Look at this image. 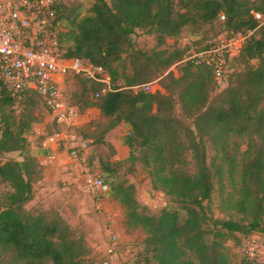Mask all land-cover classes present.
I'll list each match as a JSON object with an SVG mask.
<instances>
[{"label": "trees", "instance_id": "obj_1", "mask_svg": "<svg viewBox=\"0 0 264 264\" xmlns=\"http://www.w3.org/2000/svg\"><path fill=\"white\" fill-rule=\"evenodd\" d=\"M71 2L58 11L64 54L103 65L114 89L97 96L104 83L76 75L78 99L69 102L81 113L95 106L108 117L95 122L90 136L111 146L99 164L127 225L144 231V264H263L244 253L234 259L226 241L236 232L264 234V25L230 58L222 88L211 66L183 61L186 49L162 46L185 26L195 31L217 19L225 34L253 28L258 20L252 10L264 12V0H93L85 12ZM138 29L153 34L156 45L135 47L132 34ZM155 78L164 90L132 87ZM36 98L45 106L33 90L18 99L3 87L0 264H95L85 237L61 212L28 207L43 178V164L27 136L38 121ZM122 122L130 125L123 137L129 155L112 160L116 150L105 136ZM239 137L247 138L242 153ZM93 159L88 153L89 162ZM126 160L140 161L153 186L169 196L160 212L147 211L136 183L116 179V165ZM217 190L228 212L224 217L212 208Z\"/></svg>", "mask_w": 264, "mask_h": 264}, {"label": "built area", "instance_id": "obj_2", "mask_svg": "<svg viewBox=\"0 0 264 264\" xmlns=\"http://www.w3.org/2000/svg\"><path fill=\"white\" fill-rule=\"evenodd\" d=\"M65 1L0 0V130L3 125L1 98L4 86L18 99L26 90L40 94L52 120L63 125L57 133L59 142L76 158L78 175L84 178L87 189L93 195L95 208L104 214L107 212L104 199L110 185L100 171L92 172L88 169L90 139L77 129L81 113L67 100L65 88L68 79L76 75L103 82L97 96L113 90L114 84L103 65L64 54L60 39L64 25L58 19V11L60 4ZM252 13L258 20L255 27L223 34L209 47L193 51L183 61L192 59L195 63L211 66L218 87H224L228 81L227 66L230 58L264 25V12L252 10ZM157 81L132 87L154 89ZM118 84L123 82L119 81ZM81 165L83 168L80 169ZM112 218L109 214L105 218L109 242L101 264H118L124 244L123 237L111 227ZM243 253L264 263V234L254 232L246 236Z\"/></svg>", "mask_w": 264, "mask_h": 264}, {"label": "rangeland", "instance_id": "obj_3", "mask_svg": "<svg viewBox=\"0 0 264 264\" xmlns=\"http://www.w3.org/2000/svg\"><path fill=\"white\" fill-rule=\"evenodd\" d=\"M72 1V5L81 4L83 12L87 11L93 0H70ZM193 26H185L182 32L177 36H169L167 37L166 43L162 46L166 49H174L175 47L186 49L185 57L191 54L193 51H197L202 45L209 43L218 39L221 35L227 33L222 32L225 31L224 25L221 23L220 19L215 20L213 23H205L201 25L199 30H193ZM132 40L135 47H140L143 49H151L156 45V37L153 34L147 33L142 29H138L135 33L132 34ZM184 57V58H185ZM177 63H174L171 67L175 70L177 69ZM158 81L154 83V89L160 88L164 90L160 86L159 78H155L154 80ZM80 86L79 77H70L67 82V86L65 88V96L67 100L74 102L75 99H78L77 89ZM79 91V90H78ZM37 97V96H36ZM37 99V98H36ZM80 101V100H79ZM37 113H38V121L43 122V125H48L46 130L48 132H52L56 127V123L51 119L49 115V111L43 105L40 99H37ZM87 111V110H86ZM86 111L82 113H86ZM81 113V112H80ZM81 113V114H82ZM81 119V118H80ZM100 119V117H99ZM83 120V119H82ZM90 121H83L81 125H93ZM85 137L90 138L89 130L86 128H82L81 126L77 128ZM31 136L29 143L31 146V150L34 152L35 150L40 149L41 136ZM121 134V133H119ZM124 134V133H123ZM124 137V135H123ZM239 141H241L240 152L242 153L247 146V138L239 137ZM109 142V141H108ZM110 143V142H109ZM35 144V148L32 146ZM37 146H39L37 148ZM113 147V145H112ZM114 148V147H113ZM115 149V148H114ZM208 152L210 157L214 155V150L212 148L211 143H208ZM111 146L108 144H97L93 142L91 139V143H89V155L94 153V159L92 162H88V169L90 171H100L104 178L107 179L108 174L104 173L101 170L98 158L100 156H108L111 154ZM241 155V154H240ZM7 156H14L21 158L19 152H11L8 153ZM112 158V157H111ZM190 158V155H189ZM114 160V159H112ZM89 161V160H88ZM192 164V163H191ZM117 177L116 179L126 178L130 181H133L137 185L138 196L143 204L146 205L147 211L149 213H158L160 210L169 204V196L165 191L159 188H155L152 184L151 176L146 167L142 165V163L138 160L132 162L127 161L123 165H116ZM241 167V165L239 166ZM83 168L82 165L80 169ZM84 172V171H83ZM84 178L78 175V178L74 180V183L77 185L76 189H78V198L77 205L83 208L81 214H77L76 212L70 213L69 209H67V213L69 218L65 217L69 223L76 229L79 234H82L87 244L91 247V252L89 254L90 259L95 264H101L103 255L105 253V249L108 246V237L109 231L107 230V221L106 216L111 215L113 218L110 220L111 227L116 232H118L122 237H127L124 239V244L122 246V251L119 254L118 264H137V262H143V243L142 239L144 237V231L140 228H135L127 225L125 221V213L123 210V206L119 203L118 200L113 198L111 194H107L104 199V204L107 212L102 213L95 209V204L92 203L90 195V191L87 189ZM4 185L0 183V191L4 189ZM67 191V190H66ZM66 197H73L71 190H68ZM93 196V195H92ZM220 196L218 190L214 193L212 208L215 216L224 217L228 215V212L222 210L220 207ZM36 202L30 201L28 203V207L33 209H45L51 210L54 209L58 212L64 210L59 202L54 199L50 200L48 203L44 200V197L37 196ZM61 200V198H60ZM72 200L68 201V205H70ZM64 203V202H62ZM77 207V206H76ZM62 208V209H61ZM77 209V208H76ZM83 213V214H82ZM86 213V214H85ZM85 214V215H84ZM236 237H229L226 241V245L228 246L231 255L234 259H240L243 255V245L244 239L246 236L241 232H236ZM197 264H200L197 262ZM264 264V263H263Z\"/></svg>", "mask_w": 264, "mask_h": 264}, {"label": "crops", "instance_id": "obj_4", "mask_svg": "<svg viewBox=\"0 0 264 264\" xmlns=\"http://www.w3.org/2000/svg\"><path fill=\"white\" fill-rule=\"evenodd\" d=\"M49 115L52 119V115ZM80 118L78 120L79 124L77 125V128L80 126L86 128L89 130V133L93 132L96 128L95 122L108 120V117L95 106L88 108L86 113L80 114ZM90 120L93 125H81L83 121L87 122ZM47 126L48 125H43V122H34L31 131L27 134L29 140L31 139V136H34V133H36L35 136L42 137L40 149L35 150L34 152L43 164V178L35 184L36 194L31 201L36 202L35 199L37 196H40V194L44 197V200L47 201L46 203L54 199V201L56 200L65 207L64 210H61V213L63 216L69 218L67 209H69L70 213L76 212L77 214H81L80 212L83 211V208L81 209L80 205H77L79 194L78 189H76L77 185L74 183V180L78 178V163L76 158L72 157L68 149L58 140L57 133L59 129L63 128V125H56L52 132L46 130ZM129 128L130 125L128 123L122 122L107 132L105 138L116 150L115 154L111 156V159H123L129 155V148L123 141V135L129 131ZM89 139L91 140L92 137L90 136ZM32 146L35 148L36 145L32 144ZM38 147L39 146H37V148ZM66 190H71L70 194H73L74 196L69 198L66 197ZM90 197L94 204L93 196L90 195ZM70 200H72V202L68 205L67 202ZM123 238L127 239L126 236Z\"/></svg>", "mask_w": 264, "mask_h": 264}]
</instances>
